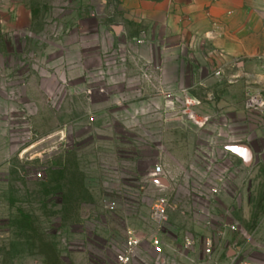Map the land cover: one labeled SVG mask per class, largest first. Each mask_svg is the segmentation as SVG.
Returning a JSON list of instances; mask_svg holds the SVG:
<instances>
[{
	"label": "rangeland",
	"instance_id": "rangeland-1",
	"mask_svg": "<svg viewBox=\"0 0 264 264\" xmlns=\"http://www.w3.org/2000/svg\"><path fill=\"white\" fill-rule=\"evenodd\" d=\"M126 1L0 0V264H264V0L176 60Z\"/></svg>",
	"mask_w": 264,
	"mask_h": 264
},
{
	"label": "crops",
	"instance_id": "crops-1",
	"mask_svg": "<svg viewBox=\"0 0 264 264\" xmlns=\"http://www.w3.org/2000/svg\"><path fill=\"white\" fill-rule=\"evenodd\" d=\"M229 5L230 0L126 1L125 11L129 12L130 20L135 18L136 25L129 35L136 36L138 30L146 31V52L148 46H151L159 56L158 58L176 60L179 57L178 54L187 53L193 47L203 50L200 44L194 42V38L202 36L211 29L215 30L214 25L225 17L229 11ZM113 29L115 31V27ZM219 30L221 37L210 43L209 47L217 50L220 57L226 61L228 53L232 51V44L228 41L226 27L220 24ZM175 73L177 76L178 72ZM166 78H164L165 83L175 88L178 82L177 77L174 76L170 82Z\"/></svg>",
	"mask_w": 264,
	"mask_h": 264
},
{
	"label": "built area",
	"instance_id": "built-area-1",
	"mask_svg": "<svg viewBox=\"0 0 264 264\" xmlns=\"http://www.w3.org/2000/svg\"><path fill=\"white\" fill-rule=\"evenodd\" d=\"M155 173L161 175L162 171L160 168H156ZM171 207L169 200L166 197L159 198L152 210V219L157 225H162L167 219V215ZM141 244V240L133 235H129L127 238L124 251L117 257L116 264H130L132 259L136 256V251ZM152 247L157 252L161 251L160 244L157 240L152 242ZM209 252V250H208Z\"/></svg>",
	"mask_w": 264,
	"mask_h": 264
},
{
	"label": "water",
	"instance_id": "water-1",
	"mask_svg": "<svg viewBox=\"0 0 264 264\" xmlns=\"http://www.w3.org/2000/svg\"><path fill=\"white\" fill-rule=\"evenodd\" d=\"M119 30V28L118 27H115V31H118Z\"/></svg>",
	"mask_w": 264,
	"mask_h": 264
}]
</instances>
